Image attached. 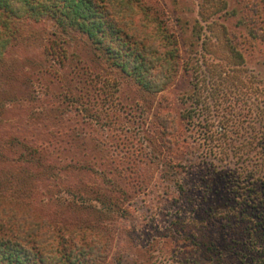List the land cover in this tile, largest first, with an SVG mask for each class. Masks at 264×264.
I'll list each match as a JSON object with an SVG mask.
<instances>
[{"label":"rangeland","instance_id":"obj_1","mask_svg":"<svg viewBox=\"0 0 264 264\" xmlns=\"http://www.w3.org/2000/svg\"><path fill=\"white\" fill-rule=\"evenodd\" d=\"M123 1L126 29L161 57L156 73L167 75L177 45L159 91L80 30L12 21L0 59V234L39 221L57 245L76 230L78 243L107 242L106 264H264V156L245 140L263 126L235 117L249 110L248 87L264 109V0Z\"/></svg>","mask_w":264,"mask_h":264},{"label":"trees","instance_id":"obj_2","mask_svg":"<svg viewBox=\"0 0 264 264\" xmlns=\"http://www.w3.org/2000/svg\"><path fill=\"white\" fill-rule=\"evenodd\" d=\"M125 6L128 4L123 0H0V59L10 43L13 20L22 17L35 19L50 17L64 29L73 28L88 34L95 44L105 48L114 64L124 73L134 77L144 88L159 91L161 84L154 83L155 78L167 77V83L171 81L175 72L173 61L178 56L177 45L171 42L167 49V75L165 69L156 73L155 69L161 63V57L157 55L153 42L138 32L126 29L128 23L126 19L120 17ZM254 21L253 19L252 22ZM254 35L261 38L255 32ZM223 72L228 78L230 72ZM223 72L221 71L219 75L223 76ZM246 93L251 102L248 105L249 112L237 113L235 117L237 120L251 123L254 119L261 122L262 129L257 130L251 126L245 140L248 145L257 144L262 150L261 155L264 156V109L259 111L256 105L254 87H248ZM239 100L237 97V101ZM208 121L207 119L204 122ZM209 127L204 131V136L214 133ZM219 131L223 134L228 132L225 127ZM37 222H31L29 230L23 231V234L14 236L0 234V264H106L107 242L95 239L91 243L83 240V243H78L76 238L79 232L71 230L64 234L56 245L54 237L59 236L58 231L53 229L39 233L41 225ZM67 234H70L71 242ZM83 239L85 240V234ZM200 245L205 247L206 252H210L214 249L215 243L202 242ZM174 264L183 263L175 261Z\"/></svg>","mask_w":264,"mask_h":264}]
</instances>
